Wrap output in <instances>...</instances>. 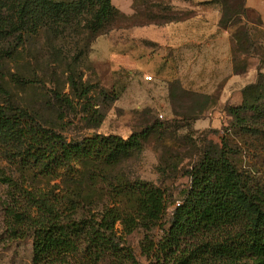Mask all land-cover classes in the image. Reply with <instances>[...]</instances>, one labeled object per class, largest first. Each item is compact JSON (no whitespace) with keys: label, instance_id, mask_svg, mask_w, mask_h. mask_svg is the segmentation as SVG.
Wrapping results in <instances>:
<instances>
[{"label":"trees","instance_id":"obj_1","mask_svg":"<svg viewBox=\"0 0 264 264\" xmlns=\"http://www.w3.org/2000/svg\"><path fill=\"white\" fill-rule=\"evenodd\" d=\"M101 1L103 10L120 13L112 0H0V38L21 40L45 28L55 49L59 30ZM215 1L222 7L223 27L240 25L242 0ZM235 36L245 39L243 26ZM259 91L264 93V72L244 88L241 104L228 107L232 121L221 141L207 140L188 169L189 186L158 241L152 231L167 215V192L153 182L122 181L108 171L142 150L147 130L127 138L97 133L68 140L28 112L0 104L6 237H32L33 264H140L126 241L138 229L146 232L142 252L149 264H264V187L236 165L229 151L231 134L264 139V109L250 103ZM6 96L0 78V99ZM254 139L244 141L249 149L258 147Z\"/></svg>","mask_w":264,"mask_h":264},{"label":"rangeland","instance_id":"obj_2","mask_svg":"<svg viewBox=\"0 0 264 264\" xmlns=\"http://www.w3.org/2000/svg\"><path fill=\"white\" fill-rule=\"evenodd\" d=\"M204 1L133 0L129 14L120 9L118 14H112L110 8L103 10L101 1L71 19L66 30H59L55 49L49 45L45 28L21 40L0 38V78L7 89L1 105L28 112L33 120L60 131L68 140L97 133L127 138L133 132L148 131L142 150L108 171L122 181L146 180L167 192V215L152 231L157 241L165 234L172 210L189 186L188 169L202 154L207 140L221 141L232 121L228 107L236 105L220 104V86L211 85L206 88L214 93L209 98L197 100L175 89L171 100L166 88L153 83L154 75L147 70H142V75L152 74L154 79L131 93V75L115 69V61L103 53L101 39L115 54L116 40L130 38L133 28L187 16L192 13L191 3ZM202 5L208 13L213 12V6ZM135 42L137 47L147 44L142 39ZM260 93L255 92L250 103L264 109V93ZM242 136L231 134L230 156L264 187V139ZM253 139L258 147L249 149L245 142ZM1 159L0 154V167L7 168V160ZM6 193L0 182V264H33V238L10 240L4 232L1 202ZM145 234L138 229L126 236L140 264H149L142 252Z\"/></svg>","mask_w":264,"mask_h":264},{"label":"crops","instance_id":"obj_3","mask_svg":"<svg viewBox=\"0 0 264 264\" xmlns=\"http://www.w3.org/2000/svg\"><path fill=\"white\" fill-rule=\"evenodd\" d=\"M242 2L240 25L223 27L220 3L205 0L191 3L192 13L187 16L133 28L130 38L116 40L115 54L101 39L103 53L115 61L119 73L131 75V93L150 82L142 75V70H147L154 75L153 83L166 88L171 100L175 89L212 95L213 91L206 89L211 85L220 86V104L239 105L244 88L264 72V0ZM203 3L213 6V12L204 10ZM112 4L126 14L133 12V0H112ZM239 26L247 39L235 36ZM139 39L147 44L135 46Z\"/></svg>","mask_w":264,"mask_h":264},{"label":"built area","instance_id":"obj_4","mask_svg":"<svg viewBox=\"0 0 264 264\" xmlns=\"http://www.w3.org/2000/svg\"><path fill=\"white\" fill-rule=\"evenodd\" d=\"M144 79H145L146 81H152L154 78H153V75H152V74H146V75L144 76Z\"/></svg>","mask_w":264,"mask_h":264}]
</instances>
